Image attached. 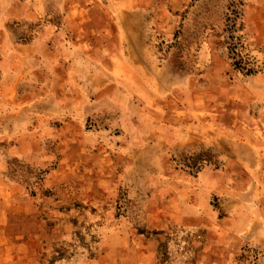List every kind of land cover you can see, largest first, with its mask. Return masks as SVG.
Wrapping results in <instances>:
<instances>
[{"label":"rangeland","instance_id":"obj_1","mask_svg":"<svg viewBox=\"0 0 264 264\" xmlns=\"http://www.w3.org/2000/svg\"><path fill=\"white\" fill-rule=\"evenodd\" d=\"M0 264H264V0H0Z\"/></svg>","mask_w":264,"mask_h":264},{"label":"trees","instance_id":"obj_2","mask_svg":"<svg viewBox=\"0 0 264 264\" xmlns=\"http://www.w3.org/2000/svg\"><path fill=\"white\" fill-rule=\"evenodd\" d=\"M233 54V53H232Z\"/></svg>","mask_w":264,"mask_h":264}]
</instances>
